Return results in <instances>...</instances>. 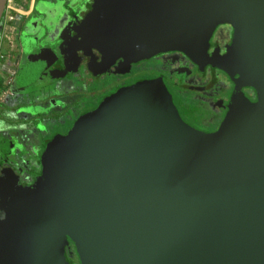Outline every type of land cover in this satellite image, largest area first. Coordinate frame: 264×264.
<instances>
[{"label":"water","instance_id":"water-1","mask_svg":"<svg viewBox=\"0 0 264 264\" xmlns=\"http://www.w3.org/2000/svg\"><path fill=\"white\" fill-rule=\"evenodd\" d=\"M6 0H0V19ZM217 59L258 102L232 100L216 133L187 124L161 78L120 90L49 145L7 211L0 264H264V0H95L82 31L110 61L177 50Z\"/></svg>","mask_w":264,"mask_h":264},{"label":"flooded vegetation","instance_id":"flooded-vegetation-1","mask_svg":"<svg viewBox=\"0 0 264 264\" xmlns=\"http://www.w3.org/2000/svg\"><path fill=\"white\" fill-rule=\"evenodd\" d=\"M95 0H34L11 24L0 19V247L7 211L17 190L33 188L49 145L125 87L161 78L182 119L216 133L232 100L258 102L251 86H238L216 66L229 53L234 28L213 32L199 62L177 50L138 61H110L92 46L81 22ZM6 6V5H5ZM69 262L80 264L75 244Z\"/></svg>","mask_w":264,"mask_h":264},{"label":"built area","instance_id":"built-area-1","mask_svg":"<svg viewBox=\"0 0 264 264\" xmlns=\"http://www.w3.org/2000/svg\"><path fill=\"white\" fill-rule=\"evenodd\" d=\"M33 0H6L5 6V24L9 25L15 18L25 10V4H31Z\"/></svg>","mask_w":264,"mask_h":264},{"label":"crops","instance_id":"crops-1","mask_svg":"<svg viewBox=\"0 0 264 264\" xmlns=\"http://www.w3.org/2000/svg\"><path fill=\"white\" fill-rule=\"evenodd\" d=\"M33 4H34V0H33V2H31V4H25V8L27 7V6H30V8H32V6H33Z\"/></svg>","mask_w":264,"mask_h":264},{"label":"trees","instance_id":"trees-1","mask_svg":"<svg viewBox=\"0 0 264 264\" xmlns=\"http://www.w3.org/2000/svg\"><path fill=\"white\" fill-rule=\"evenodd\" d=\"M72 241V240H71Z\"/></svg>","mask_w":264,"mask_h":264}]
</instances>
